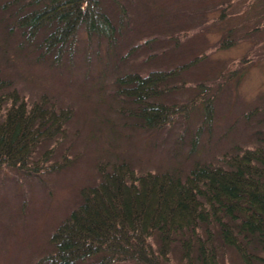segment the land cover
Segmentation results:
<instances>
[{"label": "rangeland", "instance_id": "rangeland-1", "mask_svg": "<svg viewBox=\"0 0 264 264\" xmlns=\"http://www.w3.org/2000/svg\"><path fill=\"white\" fill-rule=\"evenodd\" d=\"M99 1L115 27L112 40L104 31L89 39L80 29L59 59L56 51L42 55L45 32L26 41L14 26L15 10H0V78L8 90L28 104L45 95L58 109L74 111L66 138L45 141L33 156L53 148L45 168L37 174L0 168V264H36L49 254L52 232L82 202L80 190L100 182V164L125 161L137 175L183 177L195 161L222 166L225 156L264 147V0ZM200 56L169 81L177 88L157 99L182 104L210 87L189 116L152 133L120 111L132 106L115 94L119 77ZM208 102L213 115L204 122ZM64 157L65 166L46 171ZM218 251L222 264H242L233 248ZM249 252L252 264H264V251ZM162 264L186 262L174 247Z\"/></svg>", "mask_w": 264, "mask_h": 264}, {"label": "trees", "instance_id": "trees-1", "mask_svg": "<svg viewBox=\"0 0 264 264\" xmlns=\"http://www.w3.org/2000/svg\"><path fill=\"white\" fill-rule=\"evenodd\" d=\"M1 9L15 10L14 26L26 41L45 32L42 55L56 51L57 59L73 46L80 29L89 39L102 31L109 40L115 35L99 0H5ZM204 58L119 77L115 94L132 106L120 111L152 133L189 116L210 87L201 86V94L182 104L157 99L177 88L170 80ZM8 86L0 78V168L37 174L53 148L38 160L33 156L45 141L66 138L74 111L58 109L45 95L28 104ZM204 112V122H211L209 102ZM221 161L222 166L195 161L183 177L168 172L137 175L125 161L100 164V182L80 190L82 202L52 232V251L36 264H162L174 247L186 264H222L218 250L225 246L235 250L242 264H252L249 250L264 251V147L245 148ZM67 163L64 157L46 171Z\"/></svg>", "mask_w": 264, "mask_h": 264}]
</instances>
